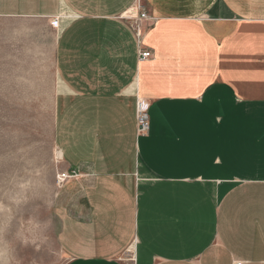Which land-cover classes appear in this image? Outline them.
<instances>
[{
  "label": "crops",
  "instance_id": "0c3cea01",
  "mask_svg": "<svg viewBox=\"0 0 264 264\" xmlns=\"http://www.w3.org/2000/svg\"><path fill=\"white\" fill-rule=\"evenodd\" d=\"M138 1L146 62L120 19ZM0 18L61 26L66 264H264V0H0Z\"/></svg>",
  "mask_w": 264,
  "mask_h": 264
},
{
  "label": "rangeland",
  "instance_id": "374dc122",
  "mask_svg": "<svg viewBox=\"0 0 264 264\" xmlns=\"http://www.w3.org/2000/svg\"><path fill=\"white\" fill-rule=\"evenodd\" d=\"M60 23L0 18V264H66L54 142Z\"/></svg>",
  "mask_w": 264,
  "mask_h": 264
},
{
  "label": "built area",
  "instance_id": "2783aa9c",
  "mask_svg": "<svg viewBox=\"0 0 264 264\" xmlns=\"http://www.w3.org/2000/svg\"><path fill=\"white\" fill-rule=\"evenodd\" d=\"M120 19L128 23L135 31L137 40L139 43L138 60L139 62H146L153 58V54L143 48L141 27L145 22H150L152 17L150 16L147 9L141 5L138 1L135 7L123 13ZM150 105L144 99L138 98L137 110H136V121H137V134L139 137L148 135L150 131V116H149ZM77 177V174L60 173L57 176V183L60 187H63L66 182L72 178Z\"/></svg>",
  "mask_w": 264,
  "mask_h": 264
}]
</instances>
